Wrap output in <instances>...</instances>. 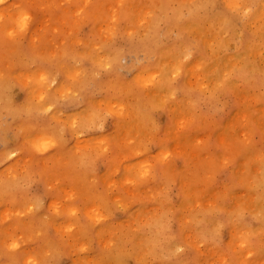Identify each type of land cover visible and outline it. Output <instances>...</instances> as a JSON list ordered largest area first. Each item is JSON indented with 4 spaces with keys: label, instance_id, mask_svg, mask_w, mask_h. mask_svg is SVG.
I'll return each mask as SVG.
<instances>
[{
    "label": "bare ground",
    "instance_id": "6f19581e",
    "mask_svg": "<svg viewBox=\"0 0 264 264\" xmlns=\"http://www.w3.org/2000/svg\"><path fill=\"white\" fill-rule=\"evenodd\" d=\"M9 2L12 3V1H9ZM256 2H257V7L260 10L258 12H254L253 15L247 21H242L238 24L237 22L234 21L233 16H232V11H233L232 0H192L191 3L185 2V0H15L12 4L0 8V41L2 43H4L2 46V49L5 51V49L10 48L11 47V43H10L11 40L13 41V39H14V41H17L18 37H21V35L29 34V36H28V39H29L28 47L30 48L29 54L32 57V60L33 59H39V60H43V61H40L39 64L35 65V70H28L26 72L18 73L19 77H23L22 80H24L25 100L21 104L16 106L15 108L11 107L7 103L9 100L14 98L13 97L10 99L11 95L9 93H7L8 90L12 91V89H10L9 85L10 84L12 85L13 82L11 81L12 83H10L9 85H8V83H7V85H5V80L7 81L8 78L3 77L4 80H2L3 78L0 80V113H4L5 111H8L9 113H11L10 115H12L15 118L20 117L23 112H25L27 114V116L29 118L28 119L29 121L27 122V124H26V122H24L22 120H18L19 123L17 124V129L20 132V144L24 145L26 147H31L32 150L35 151L37 153V155L39 156L40 154L46 155V153L53 150L55 146L59 145V144L55 145V142L58 139H59V141H61L60 139L62 138L63 135L65 136V134H68V135L71 134L72 136H74V134H77L78 131L81 132L82 129H84L87 126H88V128H86V130H88L89 125L91 126L92 124L96 123V121L99 119V116L96 117V114L101 113V112H99V109L103 108V110H106L108 115L110 114L115 119L114 120L115 121V123H114V129H115L114 134H105V135L101 134L98 137H94L92 135L94 138L92 136H90L92 138H89L86 140L84 139V141L82 143L77 144V146H76L75 152L78 155V157H76V158L79 159L81 156H84V155H86V157H89L90 156L89 152L91 149H93L97 154L100 152L99 154H101L100 155L101 157H103L102 154H104L106 152L108 153V151L110 150L112 152L113 159L111 160V162H108V164H107V172L104 175L97 178L96 184H101L102 187H104L105 191H107L110 188V186H113V185L116 186L117 185L118 187L124 188L126 190L125 192H127V194L135 195L136 190H140V188H143V187H141V185L144 182L143 179L147 180L148 177H150V173L152 170L151 164L153 163L152 162L150 164V162L152 159H149L147 157L143 161L134 160L133 162L128 163V164L127 163L126 164H123V163L119 164L118 163V165H116L115 162L119 156H123V157L128 156L129 157L133 153H136V151L139 153V150H137L140 147V146L137 147L139 144L138 143L139 141L138 142L133 141L132 143L128 142V140L132 139L133 136L138 134L137 131L145 129L142 127V125H143L144 120L148 119V115H147V113L138 114L139 108L144 107V108H146V110H148V108H150V107L152 108L154 105L164 106L167 108L169 107V110H171V112H172L173 118H177V117L179 118V116L181 117V115H182V112H183L182 109H184V108H180V106H179L180 103L182 105H187V107L184 109L185 112L191 113L192 106H193L191 104L192 103V96L193 97L199 96V93H201L203 91V89L207 86H212V90L224 87L227 90L229 89V90L236 91L237 82H239L241 80H245V81L247 80L246 84H248L249 82H248L247 75H250L249 72L254 73V70H257L255 65L252 64L249 59L251 58V56L254 55V53H256L260 50H261V52L264 51V4H261L259 2V0H256ZM219 4H223V6H224L223 10H221V11L216 10L217 5H219ZM35 8L38 9V12L40 15L39 29H37L38 28L37 26H34L35 19H34V17H32L33 14L31 12V9L36 11L37 9H35ZM212 11H215L214 16H210V12H212ZM25 16L28 17L27 20H24ZM80 22L88 25L89 32L91 33V37H88L87 35H85V36L79 38L76 35L75 36L73 35L74 32L69 31L70 32L69 33L67 30V36L65 37L66 40L61 43L62 45H60L59 48L61 46H66V47L62 48V50H58L59 48H57L55 51L54 48L57 47L56 46L57 42L53 39L50 40L49 38H51V37H49V35L51 34L52 36H54L56 33L63 32L62 28L64 27L63 26L64 24L65 25L69 24L70 26L76 27ZM75 27H74V29H75ZM28 32H30V33H28ZM75 32H77V30ZM64 33H66L65 30H64ZM24 37L25 36L21 37L20 40ZM233 37H237L236 38L237 42H235L236 45L234 44L235 51L229 55L219 56L221 54V53H219V51L220 50L223 51L229 45V42ZM57 39H58V36H57ZM59 41L61 42V40H59ZM233 41H234V39H233ZM18 43L20 44L21 42H18ZM74 45L76 46L75 49L72 48ZM231 45L232 44H230L229 46H231ZM14 46H16V43H14ZM78 48H79V50L76 51ZM18 50L19 49H17V51H15V49L12 50V54L15 53L17 55H20V53H18ZM57 50H58V52H57ZM227 51H228V49H227ZM0 52H2V51H0ZM196 52H200L199 59H197L194 63H190ZM2 54H3V52H2ZM57 54H61L62 57L60 56V58L57 59L56 58V56H58ZM3 56H4V54L2 56L0 55V57H1L0 58V64H2V59H3L2 57ZM13 57H15V56H13ZM126 57H130V59H132L131 63H129L128 67H126V70H127L126 72H131V77H132L131 79L129 78L128 80H124V78L120 75V71H119L122 68L120 61L122 58H126ZM255 57H256V54H255ZM21 59H22V57H21ZM30 59H29V61H31ZM12 60L13 59L11 58V62H12ZM69 60H74V63H73L74 65H70L71 61H69ZM26 61H28V60H26ZM44 61H46L48 63H52V65L57 69V72L59 73V75L62 77L61 82L58 84L59 86L58 87L55 86V88H53L54 91L51 88L50 84H52V82L56 81L58 79V76L57 75L55 76V74L52 75L54 67L52 68V71H51V68L49 66H42V63ZM262 61H264V58H262ZM126 62H128V61H126ZM25 63L26 62H24V64ZM32 63L33 62H31L30 66L32 65ZM78 63H79V65H75ZM12 64L13 63H11L10 66L8 64H5V67H4L5 70H6V68L8 69L9 67H10L9 69H14V66L12 67ZM185 65H189V67L185 68ZM26 66H27V64H26ZM56 69H54V70H56ZM124 71H125V69H124ZM57 72H56V74H58ZM53 73H55V72H53ZM133 73H135V75H133ZM1 75L2 74H0V78L2 77ZM18 75H17V77H18ZM181 75H184L186 77L185 83L181 89V91L183 92V98L178 99V101H175V103L172 104V102L174 100L172 102H170L169 98L173 97L175 91H177V89L174 87V85H175L177 79ZM12 86H15V85L13 84ZM247 87H251V84L249 83ZM98 89L106 92V93H104L105 94L104 98L103 99L91 98V94L93 92H95V90H98ZM210 89H211V87H210ZM243 93L247 96V92L245 90ZM57 94H59V98L61 100L64 97H65V99H67V98L73 99L74 98V100H75L77 95L80 94V95L84 96V98H85L84 105L80 111L78 110V111L70 114L69 116H67L66 120L62 121V119L59 117L60 116V109H59V106L57 104V100H56L57 97H55V95H57ZM97 94H98V92H97ZM177 94H178V92H177ZM124 95H125V97H124ZM41 97H43V99H41ZM126 98L131 99V101H132V99H134L135 105L129 106V104L126 103V101H127ZM76 100H77V98H76ZM13 101H14V99H13ZM152 110H154V109H152ZM2 111H4V112H2ZM103 112H105V111H103ZM101 114H99V115H101ZM108 115H106V116H108ZM168 115H169V113H168ZM236 116H237L236 117L237 119H243L242 121H244V125L246 124V126L249 127V129L250 128H256L261 133H264V108L253 109L252 107L247 105V103L245 102V104H243V106L239 109ZM128 117L130 119H132L129 122L126 121L127 120L126 118H128ZM183 117H184V114H183ZM7 118H8V116H7ZM62 118H64V117H62ZM101 118H102V116L100 117V119ZM104 118L106 119V117H104ZM34 119L37 122L38 121H40V122H38V124H35ZM100 119L98 120V122L100 121ZM184 119H185V117H184ZM186 119H187V117H186ZM191 119H192V117H191ZM12 120H10V121H12ZM148 120H150V119H148ZM152 120H153V118H152ZM5 121H6V119L4 120V122ZM50 121H54L60 125H55L53 127L51 125L52 123ZM180 121H182V120H180ZM98 122H97V124H101V125H99V127L100 126L103 127V125H102L103 119H102V123H100V122L98 123ZM182 122H180V123H182ZM184 122H186V121H184ZM190 122H191V120L188 121V124H190ZM232 123H230V124H232ZM192 124H193V121H192ZM38 125L42 126V127H38ZM152 125H150V126H152ZM210 125H211V123H210ZM232 125H235V124H232ZM95 126H97V125L94 124V127ZM150 126H149V128H150ZM154 126H152V128ZM181 126H179V127H181ZM94 127H93V129L91 127L90 128L92 130H95ZM247 127H246V129L248 130ZM6 128L7 127L5 126L4 129H6ZM103 128H105V127H103ZM64 130H66V132H63ZM58 131H60V133L62 132V134H58L57 133ZM98 131L100 133V130H98ZM167 131H168V133H165L163 138L157 139L158 153H156L157 155L155 157V161H156V164L159 165L160 173H162V175H164V176H167L168 178L171 177V180H174V181L179 180V182H180L179 186L182 187V190L184 191V193H187V190L184 189L186 186V182H184L186 180L185 175L184 174L181 175L180 173H175V171H173L172 168H170L168 166V161H166V157H168V155L171 151L170 146L168 144V139H169L170 135L172 134L170 132V127H167ZM184 131H186V130H184ZM184 131L177 134L173 138V140L175 141L174 142L175 145L177 147H179L180 153L184 154V156L187 159L188 158L187 148L190 146V143H189L190 138H188L189 135H187L189 133V130L187 132H184ZM86 132L88 133V131H86ZM86 132H85V134H86ZM135 132H137V134L134 135ZM209 132H208V134H209ZM249 132L251 133L250 130H249ZM33 133H36V134L33 135ZM81 134L82 133H80V136H81ZM246 134H248V133H246ZM56 135L58 138L56 137ZM248 136L249 135L246 136L247 138H243V139L239 140L237 142V144L235 145L238 147V149L241 151V153H246L247 156L250 154V152L248 151V146H249V142H250L249 138L250 137H248ZM55 137H56V139H55ZM260 137L264 138L262 136H260ZM153 138H155V137H153ZM139 139H137V140H139ZM195 139L197 141V144H199V143L201 144V142L203 143V141L198 136L195 137ZM147 141L149 142L151 140L149 139ZM261 141H262V139H261ZM262 142H264V141H262ZM61 143H62V141L60 142V145H61ZM134 143L136 144V146L133 147ZM144 143H146V142H143V144ZM219 143L222 146L225 143H231V141L221 139V141H219ZM140 145H142L141 142H140ZM144 145H146V144H144ZM147 145H148V143H147ZM114 146L116 147L115 150H113ZM141 149H142V147H141ZM17 150H18V148H17ZM27 150H29V149H27ZM116 150H118V152H115ZM18 151L21 152V150H18ZM145 151H148V150H145ZM256 151H255V153H256ZM13 152L14 151H12V150L4 151L3 153H1V156L6 158V160L4 158L3 159L5 161H7L8 157L9 156L11 157L14 154ZM16 153H18V152L16 151ZM33 154H31V156ZM114 154H116V156H114ZM176 154H177V151H176ZM70 156H71V154H70ZM136 156H137V153H136ZM234 156H236L235 152H234ZM54 157H55V155L52 154L50 156V159H52ZM27 158H28V156H27ZM62 158H63V156H61L57 159L61 160ZM232 158H233V156H232ZM3 159L0 161V164H3L5 162ZM83 159H85V158H83ZM219 159L224 160V159H226V156L221 155L219 157ZM258 159L255 156L252 157L253 162H256ZM28 160H30L33 165L36 164L37 165L36 168H40V175H41V178L43 179V181L45 183L52 184V183H55L56 181L58 183H61V180H62V181H66L67 182L66 184H69V186L71 187V188H69L70 189L69 191H66L65 190L66 187H63V186H57L56 187L57 190L56 189L55 190L57 191V194H59V193L61 194V191L65 192L64 193L65 203L61 204L60 203L61 201L57 202L60 199H58L57 201H51L52 204L49 202L51 204V206L53 205L52 207L54 208V211L57 212L56 214L58 215V213H61L64 216H69V217L75 216L79 212L77 209L78 207L74 205V202L76 200H80L81 202H83L82 206L80 207V210H82L83 214L86 215L90 220H92L93 223L94 222L96 223V225L98 226L96 228V236L99 238L98 240H100V237H101L100 234L102 232L100 229H102L101 228L102 226L99 227V225L102 222L103 218L107 219L108 216L103 215L102 214L103 212L100 211V206H101L100 203H102L104 200L103 196L96 198L95 194L93 193V190H94L93 188L96 185V184L94 185L95 181H94V183L88 182L89 176H91V174H89L87 171H83L82 173L81 172L66 173L67 172L66 168L63 169L62 172L61 171L55 172L51 168L47 167L48 165H46L47 163H46L45 158L42 159V164H44L42 167L40 165L41 159H37V157H36V158L28 159ZM87 160L89 161V159H87ZM87 160H85V161H87ZM65 161L68 162L67 160H65ZM66 162H65V164L68 165ZM75 163H77V162L75 161ZM27 164H28V162L26 163V165ZM249 164H251V163H249ZM71 165H72V163L69 164L70 167H71ZM171 165H172V163H171ZM206 165H207V163H206ZM16 166H17V163H15L14 165L12 164L8 168H5L6 171H5L4 177L6 180H10L12 178L14 179L17 177V175L14 173L16 170L15 169ZM241 166H242V163L240 164L239 167H241ZM24 167H26V166H24ZM75 167H77V165L74 166V168ZM36 168H35V170H37ZM57 169H59V168H57ZM72 171H74V170H72ZM184 171H185V169H184ZM239 171H240V168H239V170L235 171L234 175L240 176L238 173ZM2 172L3 171H1L0 173H2ZM63 172H65L66 174H64L62 176ZM27 173L28 172H26V174ZM37 174H38V172H37ZM40 175L38 176V178L40 177ZM90 179L93 180L92 178H90ZM208 179H210V178H208ZM259 180H261V179H259ZM0 181H1V179H0ZM18 181L19 180H17V182ZM239 181L244 182V179H239ZM196 182H199L198 179L190 181V183H191L190 186L192 187L190 189H194V191L196 190V188L192 186V185L196 186V184H197ZM245 182H246V180H245ZM249 182H250V180H249ZM262 183H264V182H262ZM262 183H261V186H262ZM5 184H7V183H5ZM15 184H16V181H15ZM128 184H133L134 190L129 191L128 188H125V186ZM173 184H174V182H173ZM188 185H189V182H188ZM251 185L253 186V184H251ZM48 186H49L48 187L49 189H51L53 187V186L50 187V185H48ZM115 186H114V188H115ZM135 186H136V188H135ZM53 190H54V188H53ZM147 190H149V189H147ZM261 190H264V189H261ZM155 193H156V191H155ZM192 193H193V191H192ZM0 194H1V192H0ZM193 194H196V192ZM243 194H241V195L243 196ZM261 195H262V193H261ZM151 196H152V194H151ZM195 196H197V195H195ZM237 196H236V198H237ZM0 197H2V196H0ZM155 197H157V196H155ZM195 198L196 197H194L193 199H195ZM120 199L121 198H119V199L117 198L115 200L120 201ZM249 199H248L249 202L252 203L251 209L252 208L253 209H261L262 211H264V207H262V206L260 207V201L259 200H255V198L251 197V195H250ZM97 200L100 202L99 205L97 204L96 206L89 207L90 203L94 204V202ZM167 200L169 201L168 198H167ZM243 200H244V198H243ZM5 201H7V200L5 199ZM28 201H29V199H28ZM40 201H41V199H40ZM118 201H116L117 204H118ZM145 201H146V199H145ZM196 201L199 202L200 199L196 200ZM126 202H128V205H129V203H131V202H129V199L126 200ZM162 202H164V201H162ZM20 203H22V202L20 201ZM142 203H144V202H142ZM247 203H248V201H246V200L242 201V203H241L242 207ZM0 204H1V201H0ZM117 204H115V205L117 206ZM185 204L187 205L186 202H185ZM131 206H128V208ZM20 207H22V206H20ZM25 207H26V205H25ZM28 207L30 208V205ZM32 207L33 206L31 205V208ZM195 207H196V205H195ZM212 207H214V206H212ZM31 208L26 211V215L28 213H30V210H32L33 212L36 211L38 206L36 207L35 210L33 208L32 209ZM128 208L126 207V209H128ZM156 208H158V206ZM23 209H24V207H23ZM23 209H22V211H23ZM108 209H111V208H108ZM163 209H165V208L163 207ZM19 210H20L19 208H10V207H6V208L0 210V247L6 253H9V256L12 255L11 256L12 258L14 257L17 260L22 261V263H24V264H38V260H37L38 255L36 256V254H35V250H36L35 247H33L32 249H28L27 247H28L29 242H27V241L23 242L22 241L21 236H23L24 231L21 230L20 228L24 227L25 229H28V228H31V225H28L29 223H26V222L22 223V221L17 220V218H19V215L21 214V212ZM241 210L243 211V209H241ZM49 211H50V209H49ZM115 211H116V209H115ZM211 211H212V209H211ZM24 213H22L23 216L25 215ZM52 213H54V212H52ZM104 214H105V212H104ZM230 214H231V212H230ZM108 215H109V212H108ZM112 215H113V213H112ZM244 215H245V213H244ZM23 216H20V217H23ZM167 216H170V215H167ZM110 217H112V216H110ZM149 217L147 219L148 220L147 222H149ZM153 217H156V216H153ZM47 219L48 218H46V220H45L46 222H47ZM108 219H109V217H108ZM142 219H144V218H142ZM155 219H157V217ZM42 220L44 221V218L41 219V221ZM142 222L143 221L141 220V225L143 224ZM150 222H151V220H150ZM230 223H232V222H230ZM238 223L236 224V226L238 225ZM260 223L262 226H264V214L261 215ZM132 224H133V222H132ZM144 224H145V222H144ZM219 224H220V226H218V227L222 228L223 226H221L220 222H219ZM46 225L47 224H45V226ZM68 225L69 226H67L68 229H66V231L64 230L66 226H63V228H64L63 230L65 231V233L71 232L70 230L73 229L74 227H76V226H73L72 223H69ZM232 225H234V224H232ZM242 226H244V225H242ZM106 227H108V225ZM110 227H112V224ZM146 227H147V225H146ZM238 227H239V225H238ZM40 228H41V226H40ZM59 228H62V226L60 225ZM93 228H94V226H93ZM133 229H135V228H133ZM158 229H162V228H158ZM218 229H220V228H218ZM43 230H44V226H43ZM58 230H59L58 228H55L56 232ZM120 230L122 231V229H120ZM260 230L262 231V228H260ZM112 231H113V229H112ZM219 231L220 230H218V232ZM32 232L33 231H30L29 233L32 234ZM39 232H37L35 237H37L38 234H39L38 235L39 238L42 237V234H41L42 232L41 233H39ZM45 232H47V231H45ZM218 232H216V233H218ZM75 233L77 234V232H75ZM130 233H132V232H130ZM130 233H129V235H130ZM135 233H136V231H135ZM242 234H243V232H242ZM241 235H239V236H241ZM215 236H217V234ZM29 237L31 238V236H29ZM73 237H74V235H73ZM73 237L71 239L72 241H73ZM117 237H116V239H117ZM238 237H235V239H231L228 243L229 245L227 244L228 248L230 249V251L232 253V260L233 261H237L238 258L241 257L242 253H244L245 249L247 248L246 241L240 240V238L238 239ZM42 238H43V245H41V249L43 248V249H45V252H48L47 247H48V244L50 243L51 239H48L45 237H42ZM123 238H124V236H123ZM170 238H173V236ZM232 238H233V236H232ZM112 239L110 238V244H112L111 243ZM259 239H261V237ZM98 240H96V241L98 242ZM28 241H29V239H28ZM75 241H79V238L75 237ZM173 241H174V245H176L175 240H173ZM168 242H170V241H168ZM13 245H15V247H13ZM73 245H74V243H73ZM85 245H83V247ZM105 246H106V248L104 249V251L103 250L102 251L106 252V253H110L109 243H107ZM112 246H111V248H113ZM0 251H1V249H0ZM50 251H53V250H50ZM102 251H100V252H102ZM84 252H86V251H84ZM247 253H248V255H246L247 256L246 258H248V256L252 254L249 251ZM45 254L47 255V253H45ZM112 254H113V252H112ZM5 255H7V254H5ZM50 255H51V253H50ZM50 255H48V256H50ZM219 255H220V253L217 256H219ZM222 255H224V254H222ZM48 256H47V258H49ZM38 257H40V256H38ZM88 257H89V255H88ZM47 258H44V259H47ZM90 258H91V255H90ZM16 259H15V261H16ZM39 259H41V258H39ZM101 259H103V258H101ZM91 260L93 261V259H91ZM41 261H42V259H41ZM95 262H96V260H95ZM217 262L219 263V261H217ZM226 262H225V264H226ZM216 263H214V264H216ZM0 264H13V263L9 262V260L7 261L5 259L0 258ZM88 264H89V261H88ZM92 264H94V263H92ZM211 264H213V263H211ZM249 264H251V263H249ZM262 264H264V263H262Z\"/></svg>",
    "mask_w": 264,
    "mask_h": 264
},
{
    "label": "rangeland",
    "instance_id": "374dc122",
    "mask_svg": "<svg viewBox=\"0 0 264 264\" xmlns=\"http://www.w3.org/2000/svg\"><path fill=\"white\" fill-rule=\"evenodd\" d=\"M9 1H12V3H13L15 0H6L5 3L0 4V6H1L0 8L12 4ZM35 9H37V8H35ZM31 12L33 14L32 17H34V19H35L34 26H37L38 27L37 29H39L40 15H39L38 9L36 11L31 9ZM34 13L35 14L37 13V14L35 15ZM79 24L76 27L74 26L75 29L77 30V32H75L76 30L74 29L73 26L66 24L68 26L67 27L64 24L63 25L64 27L62 28L63 32L56 33L54 36H52L51 34L49 35V37H51V38H49L50 40L53 39L57 42V44H56L57 47H55L53 45L55 47L54 48L55 51L57 48H59L60 45H62L61 43L66 40L65 37L67 36V30H68V32L69 31L74 32L73 35L74 36L76 35L79 38H81L85 35H87L88 37H91V33L89 32L88 25L83 24L81 22ZM70 28L71 29L73 28V29L71 30ZM64 30L66 33H64ZM28 33H30V32H28ZM23 36H25V37L20 40V38ZM28 36H29V34L21 35V37H18L17 41H14V39H13V41L11 40V42H10L11 47L12 48L14 47V48L12 49L10 47V48L5 49V51L2 49V46L4 43H2L0 41V46H1L0 51H2L4 54V56L2 57L3 58L2 64H0V74H2L1 75L2 77L0 78V80L3 77L4 78L7 77L8 80L7 81L5 80V85H7V83L9 85L12 82L15 85V86H12L13 84L12 85L10 84L9 87H10V89H12L13 92L10 90H8V92H7L11 95L10 99L14 97L13 98L14 101H13V99H11L13 102L11 100H9L7 102L8 105H10L11 107H14V108L16 106H18L19 104H21L25 100L24 80H22L23 77H19L18 73L26 72L28 70H32L33 68H35V65L39 64L40 61H43V60H39V59H33L32 60V57L29 54L30 48L28 47V41H29ZM57 36H58V39H57ZM236 38L237 37H233L230 40L229 45L232 44L231 46L228 45L223 51H221V50H220L221 52L219 51V53H221L219 56L229 55V54H232L234 52V51H232V46L234 44L236 45V43H235V42H237ZM233 39H234V41H233ZM59 40H61V42ZM18 42H21V43L19 44ZM14 43H16V46H14ZM64 47H66V46H61L58 50H62V48H64ZM72 48L75 49L76 46L74 45ZM11 49L12 50L15 49V51H17V49H19L18 53H20V55H17L14 52H13L14 54H12ZM227 49H228V51H227ZM58 50H57V52H58ZM78 50H79V48L76 51H78ZM2 52H0L1 56L3 55ZM255 54H256V57H255ZM57 55H58V56H56L57 59H59L60 56L62 57L61 54H57ZM13 56H15V57H13ZM21 57H22V59H21ZM4 58L5 59L7 58V59L5 60ZM11 58L13 59L12 62H11ZM28 58L29 59L31 58L30 59L31 61H29ZM262 58H264V51L261 52V50H260L256 53H254V55L251 56V58L249 59L250 62L252 64H254L256 69H257V70H254V73L249 72L250 75H247L248 82L251 84V87H247L249 84V83L246 84L247 80L246 81L241 80V81L237 82L236 91L229 90V89L227 90L224 87L212 90V86H207L204 88L205 90L203 89L204 92L202 91L201 93H199V96H197V97L192 96V103L191 104L193 106H192L191 113L185 112L184 109L187 107V105H182L180 103V105H179L180 108H184V109H182L183 112H182L181 117L179 116V118L178 117L173 118L172 112H171V110H169V107L167 108L164 106L154 105L152 108L151 107L148 108V110H146V108H144V107L139 108L138 114L147 113L148 119H150V120H148V119L144 120L142 127L145 129L137 131L138 134H137V132H135L134 135L135 134H137V135L133 136V138L128 140V142L132 143L133 141H136V142L139 141L138 142L139 144L137 147H139V146L140 147L137 150H139V153L140 154L142 153V154L140 155L136 151L137 156H136V153H133L129 157L128 156L127 157L126 156H124V157L119 156L118 157L119 160L117 159L115 162V164L118 165V163L119 164L120 163L121 164L122 163L128 164V163L133 162L134 160L143 161L147 157L149 159H152L150 162V164L153 162L151 164L152 170L150 173V177H148L147 180L143 179L144 182L141 185V187H143V188H140L141 191L136 190L135 195L127 194V192H125L126 190L124 188L118 187L117 185L116 186L115 185L110 186V188L107 191H105L104 187H102L101 184H96L97 178L104 175L107 172V164H108V162H111V160L113 159V155H112V152L110 150L108 151V153L106 152V153L102 154L103 157H101L100 156L101 154H99L100 152L97 154L93 149H91L89 152L90 153L89 155L91 156V157L89 156L90 158L86 157V155L81 156L79 159L76 158V157H78L77 153L75 152L76 146H77V144L82 143L84 141V139L86 140V139L92 138L93 136L98 137L101 134H104V135L105 134H114V132H115V129H114L115 121L114 120L115 119L110 114L108 115L106 110H103V108H101V109H99V112H101L102 114L101 113H99L101 115L96 114V117L99 116V119L102 116V118L100 119L99 122L102 123V119H103L102 125L105 128H103L102 126L99 127V125H101V124H97V122L99 120L98 119L96 121V123H94L95 125H97V126H95L96 128L94 127V124H92L91 126L89 125L88 130H86V128H88V126H87L84 129H82L81 132L78 131L77 134H74V136H72L71 134H69V135L65 134V136L63 135L62 138L60 139L63 143V144L61 143V145H60L61 141H59V139L56 140L57 143L55 142V145H57V144H59V145L55 146L53 150L48 152V153H51V155L54 154L55 157L50 159L51 155H48V153H46V155H44V158L46 159V163H47V164L46 163L45 164L48 165L47 167L51 168L55 172L56 171L62 172L63 169H65V168L67 169L66 173H69V172H81L82 173L83 171H87L92 176V177L89 176L88 182L94 183V181H95L94 185L96 184L95 187L93 188L94 189L93 193L95 194V197L97 198V197L103 196L104 200L102 203H100L97 200L94 202V204L93 203L89 204V207H93V206H96L97 204L99 205V203H100L101 204L100 211L103 212L102 213L103 215H107L109 217V219H108V217H107V219L103 218L102 222L99 225V227L102 226L101 228L103 229V230L100 229L102 231L100 234L101 235L100 240H98L99 238L96 236V228L98 226L96 225L95 222L93 223L92 220H90L86 215H84L82 210H80V207L83 204V202H81L80 200H76L74 202V205L78 207L77 209L79 212V213L77 212L78 214H76L75 216L69 217V216H64L61 213H58V215L56 214L57 212L54 211V208L52 207L53 205L51 206V204H52L51 201H57L58 199H60L57 202L61 201L60 202L61 204L65 203V201H64L65 200V198H64L65 192L61 191V194L60 193L57 194V191H56L57 188L56 187L57 186L66 187L65 188L66 191H69L70 190L69 188H71V187L69 186V184H66L67 183L66 181H62V180H61V183L54 181L56 184L55 183L47 184L43 181V179L41 178V175H40V168H36L37 165L36 164L33 165L32 162L30 160H28V159L38 157L37 153L35 151H33L31 147H26V146L20 144V132L17 129V124H18L17 122H18V120H22V121L26 122V124H27V122L29 121L27 114L25 112H23L20 117L15 118L12 115H10L11 113H9L8 111H5V112L2 111L4 113H0V161L4 158L1 156V153H3L4 151L12 150V151H14L13 153H16V151H17L19 154L27 153V155H23L22 159H17L15 162V163H17V166L15 168L16 170L14 172L17 175L16 178L6 180L4 177V174L6 171L5 169H3V172L0 173V179H1V181H0V192L2 194V195L0 194V196H2V197H0V201H1L0 210L4 209L6 207L19 208L20 209L19 211L21 212V214L19 215V218H17V220L22 221V223H25V222L29 223L28 225H31V228H28V229H25L24 227L20 228L21 230L24 231L23 236H21L22 241L23 242H26V241L29 242L28 247H27L28 249H32L33 247H35L36 256L37 255L40 256V257L37 256L38 264H41V263L42 264H88V261H89V264H92V263H94V264H102V263L103 264H126V261L129 259H134L136 264H154V262L156 260L160 259L161 261H163V260H167V259H171V258L178 259L179 264H211V263L214 264L217 261H219V263L217 262L218 264H225L226 261H227L226 264H249V263H251V264H253V263L254 264H262V263H264V226H262L260 223V218H261V215L264 214V211H262L261 209H253V208L251 209L252 203L249 202V200H250L249 197L251 195V197H254L255 200L260 201V207L261 206L264 207V190H261V189H264V183H262V182H264V142H262V141H264V138L260 137V136L264 137V133H261L256 128H250L249 129V127H247L246 124L244 125V121H242L243 119H237L236 118L237 117L236 114L238 113L239 109L243 106V104H245V102L247 103V105H249L253 109L264 108V61H262ZM26 60H28V61H26ZM125 60L128 62H126ZM69 61H71L70 65H74L73 64L74 60H69ZM131 61H132V59H130V57L122 58L120 61L122 68L119 71H120V75L124 78V80H128L130 78L129 76H131V72H126L127 71L126 67H128V64L131 63ZM10 62L13 63L12 67L14 66V69H9L10 68L9 66L11 65ZM24 62H26V63L24 64ZM31 62H33L34 64L32 63V65L30 66ZM5 64L9 65L8 66L9 68L8 69L6 68V70L4 68ZM26 64H27V66H26ZM75 65H79V63L75 64ZM42 66H49L51 68V71H52V68L54 67L52 65V63H48L46 61H44L42 63ZM18 69H23V70L18 71ZM54 69H56V68L55 67L53 68V72H55V73L52 72V75H54V74H55V76L57 75L58 79L56 81L52 82V84H50L52 89L55 88V86H57V84H59L61 82V76L57 72V69L56 70H54ZM124 69H125V71H124ZM56 72L58 74H56ZM17 75H18V77H17ZM4 78L2 80H4ZM210 87H211V89H210ZM244 90L247 92V96L243 93ZM95 92H93L91 94V98H93V99H103L104 95H105L104 93H106L105 91L100 90V89L95 90ZM97 92L99 95L97 94ZM177 92H178V90L175 91L173 97L169 98L170 102H172L174 100L172 102V104L175 103V101H178V99H176V97L178 95ZM55 97H57L56 100H57V104H58L59 109H60V116L59 117L62 119V121L66 120L67 116H69L70 114H72L78 110L80 111L84 105V102H85L84 96H82L80 94L77 95V97H76L77 100H76V98L74 100V98L73 99L72 98L71 99L70 98L65 99V97H64V98H62V100H63L62 101L59 98V94L55 95ZM124 97H125V95H124ZM228 98H230L231 104L229 103ZM16 99H17V101H21L22 99L23 100L21 102L17 103ZM126 99H127L126 103L129 104V106L135 105L134 99H132V101L129 98H126ZM230 107H234L236 109V111L233 112L231 115V118L229 120H227V122H225L224 121V114L229 110ZM152 109H154V110H152ZM102 110L105 111L106 113L103 112ZM168 113H169V115H168ZM183 114H184L185 119L183 117ZM106 115H108V116H106ZM7 116H8V118H7ZM62 117H64V118H62ZM104 117H106V119ZM186 117H187V119H186ZM191 117H192V119H191ZM152 118H153V120H152ZM5 119H6V121L4 122ZM126 119L125 120L127 122L132 120L129 117ZM10 120H12V121H10ZM180 120H182L183 122ZM189 120H191L190 124H188ZM34 121H35L34 122L35 124H38V122H40V121L37 122L35 119H34ZM184 121H186V122H184ZM192 121H193V124H192ZM50 122L49 123L53 127L55 125H60L54 121H50ZM180 122H182V123H180ZM210 123H211V125H210ZM230 123L235 124V125H232ZM148 125L149 126L155 125L156 127L154 126L152 128V126H150V128H149ZM5 126L7 127L6 129H4ZM179 126H181L182 128ZM90 127L92 129L94 127L95 130H92ZM167 127H170V132L172 134L170 135V137L168 139V144L170 146L171 151H170L168 157H166V161H168V166L170 168H172V170L175 171V173H180L181 175L184 174L185 178H186V180L184 181V182H186V186L184 189L187 190V193H184L181 186H179V191L177 192V198H180L181 195L183 197L182 207H180L179 209L171 207V205L173 203V198L171 196V193L173 192L174 189L177 188V181L171 180V177L168 178L167 176L162 175V173H160V170H159V165L156 164V161H155V157L157 155L156 153H158L157 139L163 138L165 133H168ZM246 127L248 128V130L246 129ZM98 130H100V133ZM184 130H186V131H184ZM188 130H189V133L187 135H189L188 138H190L189 139L190 140V142H189L190 146L187 148L188 158L186 159L184 154L180 153L179 147H177L175 145V143H174L175 141L173 140V138L177 134L181 133L182 131L187 132ZM249 130L251 131V133L249 132ZM86 131H88L89 134ZM63 132H66V130H64ZM85 132H86V134H85ZM208 132H209V134H208ZM57 133L62 134V132L60 133V131H58ZM80 133H82L81 136H80ZM200 133H204L202 135L203 137L200 135ZM246 133H248V134H246ZM245 135L246 136L249 135L248 137H250L249 138L250 142H249V146H248V151L250 152V154L248 156L246 153H241V151L238 149V147L235 146L239 140H241L243 138H247ZM90 136H92V137H90ZM197 136L203 141V143L201 142V144L200 143L197 144V141L195 139V137H197ZM56 137H57V135H56ZM56 137H55V139H56ZM153 137H155L156 139ZM137 139H139V140H137ZM149 139L151 141L148 142L147 140H149ZM221 139L222 140L223 139L230 140L231 143H225L224 145L221 146L219 143V141H221ZM261 139H262V141H261ZM142 141L146 142V143H144L146 145H144ZM140 142L142 145H140ZM147 143H148V145H147ZM9 145H13L14 147L9 148ZM134 146H136L135 143L133 144V147ZM141 147L143 150L141 149ZM17 148H18V150H21V152H19L17 150ZM26 148L29 150H27ZM115 149H116V147L114 146L113 150H115ZM145 150H148V151H145ZM176 151H177V154H176ZM233 151L235 152L236 156H234ZM255 151H256V153H255ZM115 152H118V150H116ZM30 153L31 154L34 153V154L31 156ZM70 154H71V156H70ZM221 155L226 156V159H224V160L219 159V157ZM12 156L11 157L9 156L7 160L13 159ZM27 156H28V158H27ZM61 156H63V158L61 160L60 159L58 160L57 158H59ZM114 156H116V154H114ZM232 156H233V158H232ZM254 156L257 159L259 157L260 158L256 162H253L252 157H254ZM228 157L229 158L231 157V158L229 159ZM83 158H85V159H83ZM4 159L6 160V158H4ZM42 159L43 158H41V162H40L41 167L44 165V164H42ZM87 159H89V161ZM65 160H67L68 162H66ZM85 160H87V161H85ZM75 161L77 163H75ZM177 161H182V166L179 168L176 166ZM27 162H28V164L26 165ZM65 162L68 165H66ZM70 163H72L71 167L69 166ZM171 163H172V165H171ZM206 163H207V165H206ZM241 163H242V166L239 167ZM249 163H251V164H249ZM76 165H77V167L74 168V166H76ZM24 166H26V167H24ZM35 168L37 170H35ZM57 168H59V169H57ZM239 168H240V171L238 173L240 176L234 175L235 171L239 170ZM184 169H185V171H184ZM72 170H74V171H72ZM25 171L28 173L26 174ZM37 172L40 175L39 178H38L39 175L37 174ZM66 173L63 172L62 176ZM90 178H92L93 180H91ZM208 178H210L212 181ZM190 179L191 180L198 179V181H199V182H196L197 183L196 186L192 185L193 187L196 188L195 191H194V189H190V188H192L190 186V184H191ZM239 179H244V182L239 181ZM259 179H261V180H259ZM17 180H19V181L17 182ZM245 180H246V182H245ZM249 180H250V182H249ZM15 181H16V184H15ZM173 182H174V184H173ZM188 182H189V185H188ZM260 182L262 183V186H261ZM5 183H7V184H5ZM251 184H253V186ZM48 185H50V187H52V186L53 187L51 189H49ZM114 186H115V188H114ZM53 188H54V190H53ZM125 188H128L129 191L134 190L133 184H128L125 186ZM135 188H136V186H135ZM147 189H149V190H147ZM155 191H156V193H155ZM192 191H193V193L196 192V194H193ZM42 193H43V195H40ZM261 193H262V195H261ZM151 194H152V196H151ZM241 194H243V196ZM195 195H197V196H195ZM155 196H157V197H155ZM236 196H237V198H236ZM166 197L169 199V201L167 200ZM194 197H196V198L193 199ZM114 198L115 199L121 198V199H120V201H118V200H115ZM243 198H244V200H243ZM5 199L7 201H5ZM28 199H29V201H28ZM40 199H41V201H40ZM128 199H129V202H131V203H129V205H128V202H126V200H128ZM145 199L147 202L145 201ZM199 199H200L199 202L196 201ZM245 200L248 201V203L242 207L241 203H242V201H245ZM20 201L22 203H20ZM116 201H118V204ZM162 201H164V202H162ZM142 202H144L145 204ZM185 202L187 203V205L185 204ZM115 204H117V206ZM149 204L155 205V207L149 208L148 207ZM25 205H26V207H25ZM29 205H30V208L32 205L33 206L32 208L34 210L36 209L37 206H38V208L34 212L32 210H30V213H28L29 215L28 214L26 215V211L28 209H30L28 207ZM166 205H167V207H166ZM195 205H196V207H195ZM20 206H22V207H20ZM128 206H131V207L128 208ZM157 206H158V208H156ZM212 206H214V207H212ZM23 207H24V209H23ZM126 207L128 209H126ZM163 207L165 209H163ZM108 208H111L112 210L108 209ZM132 208H135V209L137 208V209L134 213L129 215V210ZM240 208L243 209V211ZM22 209H23V211H22ZM49 209H50V211H49ZM115 209H116V211H115ZM211 209H212V211H211ZM177 210H179L182 213L181 222H180L182 240L180 242L181 244L179 243V244L174 245L173 240H175L176 238L174 236H173V238H170V237H172V235L170 234V225H171L172 218H173V216ZM52 212H54V213H52ZM104 212H105V214H104ZM108 212H109V215H108ZM230 212H231V214H230ZM22 213H24L25 215L23 216ZM112 213H113V215H112ZM244 213H245V215H244ZM167 215H170V216H167ZM224 215H226L228 218V223L231 225V230L229 232V240L226 243L222 244L221 241H222V235H223V232L225 229V223L223 221L219 220L218 217L224 216ZM20 216H23V217H20ZM110 216H112V217H110ZM117 216H125L126 219L117 220ZM147 216L148 217L150 216L149 222H147L148 221ZM153 216H156L157 219H155L156 217H153ZM43 218H44V221L43 220L41 221V219H43ZM46 218H48L47 222L45 221ZM142 218H144V219H142ZM141 220L143 221L142 225H141ZM150 220H151V222H150ZM132 222H133V224H132ZM144 222H145V224H144ZM219 222L221 223V226H223L222 228L218 227V226H220ZM230 222H232V223H230ZM67 223L68 224L72 223L73 226H76L73 229H71L70 230L71 232H69V233H65L66 229H68L67 226H69ZM237 223H238L239 227H238V225L236 226ZM45 224H47L46 225L47 227L45 226ZM111 224H112L113 228L110 227ZM232 224H234L235 226ZM60 225L62 226V228H59ZM92 225L94 226V228ZM107 225H108V227H106ZM146 225H147V227H146ZM242 225H244V226H242ZM40 226H41V228H40ZM43 226H44V230H43ZM63 226H66L67 228L65 227V229H64ZM55 228H58L59 230L56 232ZM131 228L132 229L135 228L136 230L135 229L132 230ZM158 228H162V229H158ZM218 228H220V229H218ZM260 228H262V231L260 230ZM112 229H113V231H112ZM120 229H122V231ZM218 230H220V231L218 232ZM30 231H33L32 232L33 235L29 233ZM36 231L37 232L40 231L39 233L42 232L41 233L42 237L51 239L50 243L48 244V247H47L48 252H45V249H43V248L41 249V245H43V238L42 237L39 238L38 237L39 234L37 235V237H35L37 234ZM45 231H47V232H45ZM74 231L77 232V234ZM135 231H136V233H135ZM215 231L218 233H216ZM130 232H132L133 234ZM242 232H243V234H242ZM129 233H130V235H129ZM216 234H217V236H215ZM238 234L241 236H239ZM73 235H74V237H73ZM29 236H31V238ZM115 236L116 237L118 236L117 239ZM123 236H124V238H123ZM232 236H233V238H232ZM72 237H73V241L71 240ZM75 237L79 238V241H75ZM235 237H238V239L240 238V240H244L247 243V248L245 249L244 253H242L241 257L238 258L237 261L232 260V253H231L230 249L228 248L229 241L231 239H235ZM260 237H261V239H259ZM110 238L111 239L113 238L111 240L112 244H110ZM28 239H29V241H28ZM96 240H98V242ZM168 241H170V242H168ZM73 243H74V245H73ZM107 243H109V245H110V253L103 252L104 249L106 248L105 245ZM83 245H85V246L83 247ZM111 246L113 248H111ZM0 249H1L0 258L5 259L7 261L9 260V262H12L13 264H24V263H22V261H19L14 257L12 258L11 254H10L11 256H9V253H6L1 247H0ZM50 250H53V251H50ZM99 250L100 251L103 250V251L100 252ZM84 251H86V252H84ZM248 251L251 252L252 254L249 255L248 258H246L247 257L246 255H248V253H247ZM112 252H113V254H112ZM45 253H47V255ZM50 253H51V255H50ZM219 253H220V255H219L220 257L217 256ZM5 254H7L8 256ZM222 254H224V255H222ZM48 255H50V256H48ZM88 255H89V257H88ZM90 255H91V258H90ZM47 256L49 258H47ZM43 257L47 258V259H44ZM100 257L103 259H101ZM39 258H41L42 261ZM15 259L17 262L15 261ZM91 259H93V261ZM95 260H96V262H95Z\"/></svg>",
    "mask_w": 264,
    "mask_h": 264
},
{
    "label": "clouds",
    "instance_id": "9594fccd",
    "mask_svg": "<svg viewBox=\"0 0 264 264\" xmlns=\"http://www.w3.org/2000/svg\"><path fill=\"white\" fill-rule=\"evenodd\" d=\"M185 2L191 3L192 0H185ZM259 2L261 4H264V0H259ZM5 3V0H0V4ZM233 3V11H232V16L235 22H237L238 24L242 21H247L254 12H258L260 9L257 7V2L256 0H232ZM224 6L223 4H219L217 5V11H221L223 10ZM215 15V11L210 12V16H214ZM28 17L25 16L24 20H27ZM232 51H235V47L234 45L232 46ZM200 57V52H196L195 55L193 56V59L190 63H194L197 59H199ZM189 67V65H185V68ZM23 69H18V71H22ZM32 70H35V68H33ZM133 75H135V73H133ZM130 79L132 78L131 76H129ZM62 79V77H61ZM186 77L184 75H181L174 87L178 90V95L176 97V99H182L183 98V92L181 91L184 83H185ZM59 85L57 84V87ZM54 91V89H53ZM41 99H43V97H41ZM229 99V103L231 104V100ZM23 100V99H22ZM21 100V101H22ZM21 101H17L16 102L19 103ZM236 109L234 107H230L229 110L224 114V121L227 122V120H229L231 118V115L233 112H235ZM19 123V121L17 122ZM38 127H42L39 126ZM36 133H33V135H35ZM204 133H200V135L202 136ZM214 139V138H213ZM14 147L13 145H9V148ZM23 155H27V153H23V154H19V153H14L13 154V159L7 160L5 161L3 164H0V171H3V169L10 167L12 164H14L16 162L17 159H22ZM48 155H51V153H48ZM44 158V154H40L37 159H41ZM176 166L179 168L182 166V161H177L176 162ZM179 180L177 181V188L173 190V192L171 193V196L173 198V203L171 205V207L179 209L182 206L183 203V197L181 195L180 198H177V192L179 191ZM239 191V190H238ZM40 195H43L40 194ZM149 208L155 207V205L149 204L148 205ZM167 207V205H166ZM136 211L135 208H132L129 210V215H131L132 213H134ZM181 217H182V213L177 210L172 218L171 221V225H170V234L172 236H174L175 239V243L179 244L181 242L182 239V233H181V227H180V222H181ZM126 219L125 216H117V220H124ZM219 220L223 221L225 223V229L222 235V241L221 243H226L229 240V232L231 230V225L228 223V218L226 215L224 216H220L218 217ZM255 226V225H254ZM126 264H136L134 259H129L126 261ZM154 264H179V260L176 258H171V259H167V260H156L154 262Z\"/></svg>",
    "mask_w": 264,
    "mask_h": 264
},
{
    "label": "snow or ice",
    "instance_id": "6c2138e0",
    "mask_svg": "<svg viewBox=\"0 0 264 264\" xmlns=\"http://www.w3.org/2000/svg\"><path fill=\"white\" fill-rule=\"evenodd\" d=\"M13 247H15V245H13Z\"/></svg>",
    "mask_w": 264,
    "mask_h": 264
}]
</instances>
